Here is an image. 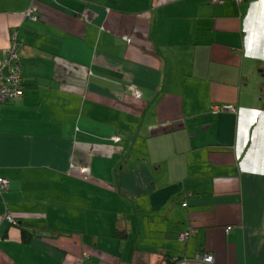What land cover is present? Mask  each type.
I'll return each instance as SVG.
<instances>
[{
    "label": "crops",
    "instance_id": "obj_1",
    "mask_svg": "<svg viewBox=\"0 0 264 264\" xmlns=\"http://www.w3.org/2000/svg\"><path fill=\"white\" fill-rule=\"evenodd\" d=\"M13 40L0 264H264V0H0Z\"/></svg>",
    "mask_w": 264,
    "mask_h": 264
},
{
    "label": "built area",
    "instance_id": "obj_2",
    "mask_svg": "<svg viewBox=\"0 0 264 264\" xmlns=\"http://www.w3.org/2000/svg\"><path fill=\"white\" fill-rule=\"evenodd\" d=\"M224 0H214V2L222 3ZM242 2L243 0H235ZM18 43L13 40L11 44L4 50V57L0 63V103L6 100H14L22 96V91L19 85L20 82V65L18 63ZM5 72L6 75L4 74ZM230 105H224L223 109L231 108ZM214 110H220V106L215 105ZM6 185L2 182L1 189H5ZM5 218L10 222H14V219L6 214ZM185 238V237H182ZM196 258L202 262L213 263L214 257L208 252H199L196 254Z\"/></svg>",
    "mask_w": 264,
    "mask_h": 264
},
{
    "label": "trees",
    "instance_id": "obj_3",
    "mask_svg": "<svg viewBox=\"0 0 264 264\" xmlns=\"http://www.w3.org/2000/svg\"><path fill=\"white\" fill-rule=\"evenodd\" d=\"M16 42H17V40H16ZM19 49L20 48H19V43H18V52H19ZM1 62H2V60L0 61V63ZM18 63L20 65V69H21L19 85H20V88H21V91H22V96L14 99V100L2 101L0 103V106L2 104H16V103H18V102H20V101H22V100H24L26 98L27 86H25V84L23 83V79H22V65H21L20 53L18 55ZM6 73L7 72H5L4 74L6 75ZM33 86H35V85L33 84ZM184 200H185V198L182 199V202H184ZM15 222H16L17 225H19L21 227V229H22V239L26 243L30 242L35 237H38L39 235H41L40 232L44 231V227L35 226V225H27L28 228H24L25 226L23 227L19 221H15ZM230 228H231V226H227L226 231H228ZM195 232L196 231L193 230L192 228L178 230L177 233H176V240L178 242H180V244H182V245H178L176 247L181 248L182 246H185L184 244H186L189 240H191L193 238ZM56 234H60V232H57ZM182 237H185V238H182ZM196 254L194 255L193 259L198 260L196 258ZM165 256H168V257H166V264H175L181 259V257L172 256L171 252H169V253L166 252Z\"/></svg>",
    "mask_w": 264,
    "mask_h": 264
},
{
    "label": "rangeland",
    "instance_id": "obj_4",
    "mask_svg": "<svg viewBox=\"0 0 264 264\" xmlns=\"http://www.w3.org/2000/svg\"><path fill=\"white\" fill-rule=\"evenodd\" d=\"M257 71H259V69H257ZM90 215L88 214V217H89ZM73 223H77V222H73ZM90 223V221H88V224ZM147 239H149V240H155V242L157 243V244H163V239H157V238H155V237H152V236H144V235H142V233H141V235H140V243H139V245L141 244V243H143V242H145ZM172 242H175L176 244H177V246L178 245H182V244H180V242H178L177 240H176V238H174L173 239V241ZM151 245H153V244H151Z\"/></svg>",
    "mask_w": 264,
    "mask_h": 264
},
{
    "label": "clouds",
    "instance_id": "obj_5",
    "mask_svg": "<svg viewBox=\"0 0 264 264\" xmlns=\"http://www.w3.org/2000/svg\"><path fill=\"white\" fill-rule=\"evenodd\" d=\"M15 221H16V220H14V222H15ZM14 222H13V223H14ZM15 224H16V222H15Z\"/></svg>",
    "mask_w": 264,
    "mask_h": 264
}]
</instances>
